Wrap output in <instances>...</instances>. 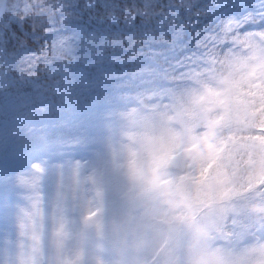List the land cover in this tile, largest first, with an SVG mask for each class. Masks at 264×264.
Segmentation results:
<instances>
[{
  "label": "clouds",
  "instance_id": "1",
  "mask_svg": "<svg viewBox=\"0 0 264 264\" xmlns=\"http://www.w3.org/2000/svg\"><path fill=\"white\" fill-rule=\"evenodd\" d=\"M260 3L7 0L0 175L31 183L0 189V264H264V145L219 104L264 80Z\"/></svg>",
  "mask_w": 264,
  "mask_h": 264
},
{
  "label": "snow or ice",
  "instance_id": "2",
  "mask_svg": "<svg viewBox=\"0 0 264 264\" xmlns=\"http://www.w3.org/2000/svg\"><path fill=\"white\" fill-rule=\"evenodd\" d=\"M256 7L264 11V0H261V3ZM7 9V0H0V14ZM23 11L27 13L28 9L25 8ZM222 15L224 17L221 20L222 30L227 34L237 26V18L229 16L226 12ZM230 86L235 89L236 94L232 98L220 100L219 104L224 109L230 129L245 137L242 148L249 153L250 163H254L255 150L264 145V80L259 78L256 68L252 67L246 77L240 81L232 82ZM30 183L31 178L25 173L0 175V189L8 191L10 194L15 193L21 186H29ZM97 196L101 207L100 218L91 224L88 219H85L84 224L86 229L95 228L101 240V251H103L107 244H114L120 234L106 232L102 215L104 194L102 191H98ZM248 232L251 233V230L249 229Z\"/></svg>",
  "mask_w": 264,
  "mask_h": 264
}]
</instances>
